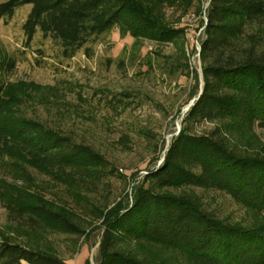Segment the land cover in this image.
<instances>
[{
	"label": "trees",
	"instance_id": "1",
	"mask_svg": "<svg viewBox=\"0 0 264 264\" xmlns=\"http://www.w3.org/2000/svg\"><path fill=\"white\" fill-rule=\"evenodd\" d=\"M180 1L5 0L0 20L31 5L22 25L26 43L41 32L71 59L83 49L89 53L115 28L136 41L184 38V27L174 26L164 11ZM205 15L203 91L195 73L196 99L164 160L146 170L132 202L80 205L101 220L99 264H164L150 257L148 245L176 251L188 264H264V145L250 133L264 129V0H210ZM181 54L188 59L184 46ZM15 66V58L0 59V75ZM25 104L0 78V161L44 174L72 193L102 194L116 174L112 162L92 145L29 115ZM208 191L228 194L243 214H216L203 198ZM3 203L7 225L0 227V264H67L42 242L49 233L84 234L76 212L34 193Z\"/></svg>",
	"mask_w": 264,
	"mask_h": 264
},
{
	"label": "rangeland",
	"instance_id": "2",
	"mask_svg": "<svg viewBox=\"0 0 264 264\" xmlns=\"http://www.w3.org/2000/svg\"><path fill=\"white\" fill-rule=\"evenodd\" d=\"M209 2L181 0L165 5L167 19L185 29V37L175 42L136 41L115 28L103 35L89 53L83 49L71 59L63 58L60 49L41 32L26 43L22 25L31 5L20 7L8 21L0 20V59H16L15 68L0 78L8 80L14 91L25 97L29 115L92 145L116 169L102 194L90 195L84 191L72 193L44 174L23 171L10 160H1L0 227L7 225L5 199L40 194L76 212L85 231L80 236L49 233L43 247L67 264H99L101 220L94 212L81 210L80 205L90 208L103 203L102 207H113L120 201L132 202L134 186L143 180L148 168L162 162L172 138L182 128L187 106L196 99L191 96L195 73L202 86L199 48ZM198 7L203 11L196 12ZM183 46L188 59L181 54ZM250 133L258 145H264V129ZM202 195L206 206L220 216L243 214L224 192ZM145 248L158 262L188 264L167 247Z\"/></svg>",
	"mask_w": 264,
	"mask_h": 264
},
{
	"label": "water",
	"instance_id": "3",
	"mask_svg": "<svg viewBox=\"0 0 264 264\" xmlns=\"http://www.w3.org/2000/svg\"><path fill=\"white\" fill-rule=\"evenodd\" d=\"M200 50H201V48H199V52H200ZM200 76L202 77V71H201V73H200ZM202 91H203V85L201 86V92H200V93H202ZM194 101H195V99L193 100V102H192L191 104H189V105L187 106V111H188L189 108L193 105ZM187 111H186V112H187ZM183 118H184V115L182 116V120H183ZM168 149H169V146L167 147L166 151H167ZM164 158H165V156L163 157L162 161L164 160Z\"/></svg>",
	"mask_w": 264,
	"mask_h": 264
}]
</instances>
